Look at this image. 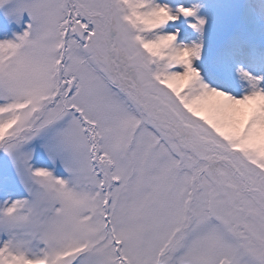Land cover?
<instances>
[{"label": "rangeland", "instance_id": "1", "mask_svg": "<svg viewBox=\"0 0 264 264\" xmlns=\"http://www.w3.org/2000/svg\"><path fill=\"white\" fill-rule=\"evenodd\" d=\"M79 1L0 0V264H264V0Z\"/></svg>", "mask_w": 264, "mask_h": 264}, {"label": "trees", "instance_id": "2", "mask_svg": "<svg viewBox=\"0 0 264 264\" xmlns=\"http://www.w3.org/2000/svg\"><path fill=\"white\" fill-rule=\"evenodd\" d=\"M188 88H189V81H188V83L187 84H185V86H184V93H186V95H178L177 96V98H178V100L181 102V101H183V99H185V98H189V96H188ZM184 93H182V94H184ZM185 103V101L184 102H182L181 104H184ZM246 131V130H245ZM250 139V140H249ZM248 139V141H247V144H249L250 142H251V145H250V149H253L252 151H256L257 153H259V151L257 150V148L256 147H261V152H264V149L262 148L263 146H261V145H264V142L261 144V145H257L258 143H259V141L257 142L255 139H254V137H250ZM260 144V143H259ZM241 148V147H240ZM242 149V148H241ZM260 154V153H259Z\"/></svg>", "mask_w": 264, "mask_h": 264}, {"label": "water", "instance_id": "3", "mask_svg": "<svg viewBox=\"0 0 264 264\" xmlns=\"http://www.w3.org/2000/svg\"><path fill=\"white\" fill-rule=\"evenodd\" d=\"M76 26H75V30H76V32H77V34H79L80 35V30H81V28H80V26L79 25H77V24H75ZM223 264H227V262L226 261H224L223 262Z\"/></svg>", "mask_w": 264, "mask_h": 264}]
</instances>
